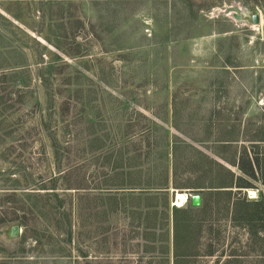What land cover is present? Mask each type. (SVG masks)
I'll return each mask as SVG.
<instances>
[{
    "label": "rangeland",
    "instance_id": "1",
    "mask_svg": "<svg viewBox=\"0 0 264 264\" xmlns=\"http://www.w3.org/2000/svg\"><path fill=\"white\" fill-rule=\"evenodd\" d=\"M1 93L11 101L0 100V264H173L171 208L196 194L205 209L194 214L190 264H264L262 224L249 222L262 216L253 203L264 187L214 158L233 160L264 124V0H0ZM229 138L238 142L216 144ZM261 147L250 152L264 156ZM206 169L221 183L195 191L209 184ZM166 170L168 193L147 197ZM55 179L71 236L51 254L26 230L38 221L66 239L58 201L39 191ZM243 179L251 188H235ZM125 185L134 189L117 190ZM177 193L188 198L181 207ZM166 201L171 212L156 216ZM236 201L250 205L240 216L231 215Z\"/></svg>",
    "mask_w": 264,
    "mask_h": 264
},
{
    "label": "trees",
    "instance_id": "2",
    "mask_svg": "<svg viewBox=\"0 0 264 264\" xmlns=\"http://www.w3.org/2000/svg\"><path fill=\"white\" fill-rule=\"evenodd\" d=\"M2 94L3 93L0 94V100L3 101V99H5L7 101H11L8 93L4 95ZM11 109L12 107L11 105H9L8 110H11ZM256 128H257V132H254L252 136H249L247 138L246 140L247 144L241 148V151L239 152V154H237V157L236 156L233 157L234 158L233 160L222 158L218 154H214V158H218L219 161L221 160V162L224 164L230 165L232 167H236L243 175H245V177L248 180L254 181V182L259 181L261 185L264 187V156L260 155L258 152L257 153L250 152V150L251 151L254 149L258 150V148H262L261 147L262 145L264 146V124L263 125L261 123L259 125L257 124ZM48 140L51 141V148L54 149V155L58 159V157L61 156L62 154V148H61L62 143L55 138L54 134L52 136L50 135ZM220 142L224 143L226 147H232L238 141L229 138L226 141L219 140L216 142V144L219 143L218 145H222ZM178 144L180 143L175 142L173 144V149H172V178H174V176L176 175V172L178 171V166L176 165V162L178 160L176 146ZM224 144L223 146H225ZM190 150L192 152L197 153V151L194 148L190 147ZM198 154L202 158V161L205 162L206 164L212 165L213 167L215 166L216 168L222 171L226 169L225 166L222 165V163L220 164L219 162L215 161L214 159H211L210 157L205 156L202 153L198 152ZM205 167H208V166H205ZM205 171L206 173L204 175L209 177V184H207V186L204 188L202 187L193 188L195 191L199 189H216L215 187H212L213 183H221L220 180L217 179V177L215 178L214 176L211 177L210 175H208L210 170L206 169ZM228 173L231 174V172H228ZM165 176L164 177L166 181L164 182L162 187L153 188L155 189V192H143V193H145L146 196L149 198H162L163 196H165V194L168 193L167 190L169 188L167 184V179H168L167 170L165 172ZM57 180L58 179L53 180V183H51L52 185L40 186L39 191H44L46 194H48L50 198H53L58 201L57 203L53 201L55 214L57 215V218L55 216L54 217L56 219V223L58 224V227H63V229L66 228V231L64 232L65 234H63V237H65L66 239H63V240L54 239V232L51 230V228L47 224L40 223L38 221H36L34 226L31 227V229L33 230H30V227L28 228V230H26L27 234L31 233L32 235L31 239L32 241H35L36 245H40V244L43 245L41 248H44L46 246L45 248H47V251H49L48 253H51V254L53 251H55L56 248L61 249L60 247L63 246L61 244L68 245L67 242L69 243L70 236H71V232L68 231L69 220H70L68 217V213L64 209L62 210L63 206H62L61 200L59 199V197L57 196L55 192L58 189L56 188ZM243 181H242L243 182L242 185L237 186V187L235 186V188L243 189V190L244 189L247 190L251 188L249 182L245 181L244 179ZM65 187H66L65 190H72V189L88 190L87 188H85V186H80L79 184H77V186H73L72 184L67 183ZM219 188L231 189L234 187H232V185H229L226 187H219ZM130 189H134V188H132V186L130 185H125L124 187L117 188V190H122L121 192H123V190H130ZM125 193L127 197H134L132 196L134 195L132 194L134 192L128 191ZM41 194L38 193L37 194L38 200L33 202L34 203L33 207H36L37 211H40V213L44 211V207H45V204L41 203L42 200H39V197H43ZM96 197L99 198V193ZM234 204L235 206L233 207L232 212H231L232 216H236L237 214L240 216L243 211L242 209L244 207L250 206L249 203L244 204L242 202L240 203L239 201H236ZM253 206L255 208L260 207V210H261L260 213H262V216L261 218L255 217L254 220L250 219L249 222L254 221V222H259L262 224V226L260 227L258 236L263 237L261 240L264 242V199L261 202L253 203ZM153 209H158L156 210L157 212H155L156 216L158 215L159 212L166 211L168 215H169V212H171V210L169 209L168 201L163 203L161 206L153 207ZM171 209H172V249L171 251H172L173 264H190L192 260H194L195 258L199 256L198 249H197V245H198L197 241L199 239V236L195 233V230L197 231L199 230V226H198V222L195 216L201 211H203L205 208L204 209L203 208H193L191 207V205H189V207H184L181 209H177L174 207H172ZM27 210H28L27 211L28 214L33 213L32 207H30ZM162 216H164V212ZM250 217L252 216H249V218ZM0 221L2 222L4 220H0ZM21 221L23 222H21L20 225L24 228V230L27 229L26 228V225H27L26 218L24 216L21 218ZM152 229L154 231L157 230L154 227H152ZM155 233L156 232L153 233V236H155ZM168 237H169V227H168ZM158 240H156L155 243L161 242V240L160 241ZM163 241L164 242L166 241L169 243L170 240L168 238V240L164 239ZM166 246H167L166 249L164 247H161L160 249L158 248L159 250L153 248L152 253L154 254V256H151L150 259L153 262L156 261L157 259H160L162 261L164 255L169 253L170 245L168 246V244H166ZM263 248H264V245H263ZM62 253L63 252L58 254L56 257L58 258L63 257L64 254ZM212 255H213V252L209 251L207 253V256H212ZM262 256H264V250H263ZM230 258L235 259L236 256H230ZM164 260H168V258H164Z\"/></svg>",
    "mask_w": 264,
    "mask_h": 264
},
{
    "label": "water",
    "instance_id": "3",
    "mask_svg": "<svg viewBox=\"0 0 264 264\" xmlns=\"http://www.w3.org/2000/svg\"><path fill=\"white\" fill-rule=\"evenodd\" d=\"M259 24V17L258 16H254L252 18V25H258ZM190 205L193 208H198L201 206V196L196 194L193 196H190ZM19 233V230L17 227H13L11 228V236H17V234Z\"/></svg>",
    "mask_w": 264,
    "mask_h": 264
},
{
    "label": "bare ground",
    "instance_id": "4",
    "mask_svg": "<svg viewBox=\"0 0 264 264\" xmlns=\"http://www.w3.org/2000/svg\"><path fill=\"white\" fill-rule=\"evenodd\" d=\"M250 194L253 195L254 193L250 192ZM184 201H186V197L184 198V196L177 194L176 204H174V205L179 206V205L183 204Z\"/></svg>",
    "mask_w": 264,
    "mask_h": 264
},
{
    "label": "crops",
    "instance_id": "5",
    "mask_svg": "<svg viewBox=\"0 0 264 264\" xmlns=\"http://www.w3.org/2000/svg\"><path fill=\"white\" fill-rule=\"evenodd\" d=\"M177 194H180V193H177ZM177 194H176V197H177ZM180 195L184 196V198L186 197V195H184V194H180ZM184 203H186V202L184 201L183 204H181V205H179V206H177V205H175V206H176V207H181V206L184 205ZM175 204H176V198H175Z\"/></svg>",
    "mask_w": 264,
    "mask_h": 264
},
{
    "label": "built area",
    "instance_id": "6",
    "mask_svg": "<svg viewBox=\"0 0 264 264\" xmlns=\"http://www.w3.org/2000/svg\"><path fill=\"white\" fill-rule=\"evenodd\" d=\"M187 199H188V198L186 197V201H185V202H187Z\"/></svg>",
    "mask_w": 264,
    "mask_h": 264
}]
</instances>
